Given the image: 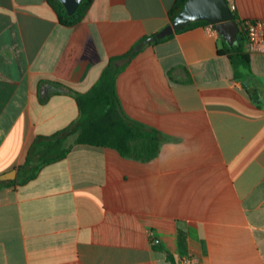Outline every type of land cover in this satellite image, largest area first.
I'll return each mask as SVG.
<instances>
[{
  "label": "crops",
  "instance_id": "0c3cea01",
  "mask_svg": "<svg viewBox=\"0 0 264 264\" xmlns=\"http://www.w3.org/2000/svg\"><path fill=\"white\" fill-rule=\"evenodd\" d=\"M177 1L94 0L68 27L47 0H0V175L18 179L38 140L76 122L73 94L170 25ZM229 2L264 32V0ZM224 42L197 25L115 65L125 115L165 139L158 156L70 137L65 158L0 190V264H264V42H246L249 86L219 53ZM55 84L72 94H51Z\"/></svg>",
  "mask_w": 264,
  "mask_h": 264
},
{
  "label": "trees",
  "instance_id": "16d2710c",
  "mask_svg": "<svg viewBox=\"0 0 264 264\" xmlns=\"http://www.w3.org/2000/svg\"><path fill=\"white\" fill-rule=\"evenodd\" d=\"M47 1L57 12L60 22L68 27L81 22L94 2V0H83L77 12L70 16L59 0ZM187 1L178 0L176 2L170 11L171 22L181 13ZM233 13L239 22L242 38L234 47H230L224 42L219 53L229 58L234 70L235 80L242 83L250 82L254 79L251 56L246 44L247 28L250 21H241L237 18L235 10H233ZM197 25L211 24L205 21L196 22L178 32L191 29ZM119 71L120 69L112 61L91 90L83 94H73L79 107V119L56 135L38 140L35 151L31 152L33 155L30 156L29 153L27 162L21 166L18 179L10 182H0V190L10 185L25 184L34 179L44 165L65 158L73 146L68 144V140L72 136L75 137L74 145L114 149L125 158L141 162H149L155 159L165 139L159 131L148 128L125 115L117 93ZM53 87L57 90H54L51 94L59 92L72 94L71 90L62 84H55ZM247 89L250 90V88ZM251 95L254 99L260 97L258 91L251 92ZM47 98H44L43 101ZM38 156L41 157V161L38 164L30 165L28 160L31 157ZM171 259L176 264L173 258Z\"/></svg>",
  "mask_w": 264,
  "mask_h": 264
},
{
  "label": "water",
  "instance_id": "95a60500",
  "mask_svg": "<svg viewBox=\"0 0 264 264\" xmlns=\"http://www.w3.org/2000/svg\"><path fill=\"white\" fill-rule=\"evenodd\" d=\"M66 9L67 13L72 16L79 9L83 0H59ZM208 22L215 26L216 30L223 37L225 42L234 47L242 36L241 28L236 20L233 9L228 0H188L181 13L171 22L170 25L162 29L156 35L149 37L139 43L131 52V55L141 50L144 45L154 43L158 40L165 39L196 22ZM131 55L125 59L115 61L117 67H122L131 59ZM249 86V82H245ZM18 171H13L0 175V182H9L17 179Z\"/></svg>",
  "mask_w": 264,
  "mask_h": 264
},
{
  "label": "built area",
  "instance_id": "2783aa9c",
  "mask_svg": "<svg viewBox=\"0 0 264 264\" xmlns=\"http://www.w3.org/2000/svg\"><path fill=\"white\" fill-rule=\"evenodd\" d=\"M234 10V4L230 3ZM247 42L252 51H258L264 42L263 25L259 22H250L247 28ZM197 259L193 256L183 257L178 264H197Z\"/></svg>",
  "mask_w": 264,
  "mask_h": 264
}]
</instances>
